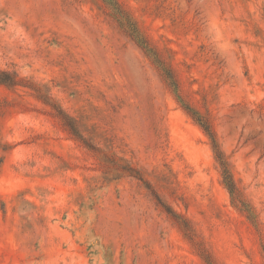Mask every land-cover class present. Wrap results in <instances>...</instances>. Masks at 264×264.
Listing matches in <instances>:
<instances>
[{"label": "rangeland", "instance_id": "374dc122", "mask_svg": "<svg viewBox=\"0 0 264 264\" xmlns=\"http://www.w3.org/2000/svg\"><path fill=\"white\" fill-rule=\"evenodd\" d=\"M119 3L0 0V264H264V0Z\"/></svg>", "mask_w": 264, "mask_h": 264}, {"label": "trees", "instance_id": "16d2710c", "mask_svg": "<svg viewBox=\"0 0 264 264\" xmlns=\"http://www.w3.org/2000/svg\"><path fill=\"white\" fill-rule=\"evenodd\" d=\"M109 6L115 9L116 14L119 16V19L125 24L124 26H128L129 19L127 18V12L125 9H123V6L121 3H119V0H104ZM127 28V27H126ZM128 30L131 32L135 40L139 43L141 47L147 52V54L153 59V61L159 66V68L162 70L167 82L169 85L175 90L176 93H178L179 90V82L174 74V70L167 66L164 62L160 52L158 49L149 41H147L142 33L139 31V28L133 25H130ZM20 81L17 79V77L13 74H10L6 71H0V84H5L9 86H17L19 85ZM180 98V97H179ZM180 100V99H179ZM185 109L195 118V120L199 123V125L205 130L207 135L212 141L213 150L215 153V157L217 161L219 162L221 169H222V177H223V184L229 191L234 203H236L239 199V191L237 188V184L234 178V175L231 171L230 165L225 157V154L220 149L214 132L212 131L210 125L203 121L200 113L196 111L195 109L185 105ZM57 112L62 116L63 119L67 121V125L72 128L70 125V121H68V117L64 115L59 109H55ZM241 209L246 211L250 216H252L253 212L250 209V206L245 201H240ZM168 212L174 216L175 218H178L176 213L171 211L170 209Z\"/></svg>", "mask_w": 264, "mask_h": 264}]
</instances>
